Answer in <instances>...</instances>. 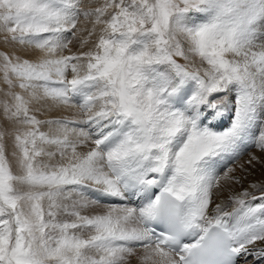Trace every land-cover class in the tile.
Returning a JSON list of instances; mask_svg holds the SVG:
<instances>
[{
	"label": "snow or ice",
	"instance_id": "snow-or-ice-1",
	"mask_svg": "<svg viewBox=\"0 0 264 264\" xmlns=\"http://www.w3.org/2000/svg\"><path fill=\"white\" fill-rule=\"evenodd\" d=\"M81 2L0 0L4 40L43 53L0 55L18 167L0 131V264H129L136 247L139 264H264V185L212 207L226 161L264 152V0ZM45 98L78 104L89 130L37 119ZM95 193L120 203L82 214Z\"/></svg>",
	"mask_w": 264,
	"mask_h": 264
},
{
	"label": "rangeland",
	"instance_id": "rangeland-1",
	"mask_svg": "<svg viewBox=\"0 0 264 264\" xmlns=\"http://www.w3.org/2000/svg\"><path fill=\"white\" fill-rule=\"evenodd\" d=\"M89 6H93L92 0H82V2H81L82 8H86ZM91 26H92L91 22L89 20H86L83 16H81L80 21L78 23V30L76 32V35L75 36L67 35V39L71 40V43L69 44V48L71 49L72 52H77L78 50H87V47H88L87 45H85L83 49L81 48L80 41L82 39L86 38V32H83L81 30L86 29V28L90 29ZM4 35H5V33H0V55H3L5 53H8L10 55H14V52L18 51V53H17L18 55H16V56H19L22 59L23 55L27 54L26 52L29 51L27 49V46L21 45L17 42H6L4 40ZM11 47H12V50H10ZM65 53H66V55L69 54L67 51H65ZM177 59L179 60L180 63H184V61L182 59H180V58H177ZM0 76H2V74H0ZM4 88H6V85L4 84L2 78H0V89H4ZM31 110H32V113L36 115V117H38L39 114L41 115V111L38 110V106L34 102L31 105ZM78 112H82L81 108L76 113H78ZM76 113H75V115H76ZM42 119L44 121H65V122H67V126L73 125V127L76 130H80L81 128H83L84 131H86V132L89 130L88 126L84 123L85 116H84L83 112H82V116H80V117L77 116L76 118H72V116H71L70 119L66 118V120H63L61 117L60 118L59 117L48 118V119L47 118H41L40 120H42ZM55 119H57V120H55ZM5 129L8 132V135L5 139L6 153L9 157L10 163L12 164L13 170L18 171V167L16 165L15 157L12 155V152H13L12 128L10 125H7L6 122L2 118H0V131H3ZM248 152L249 153L245 154V156L242 159H240L236 163V165H234V166L228 165V167H231L234 170L231 173V175L233 177H235V179L230 180V181H224V182H222V184L226 186V191L230 192L231 195L235 194V190L237 188H242V189L246 188V186H247L246 180L248 178L247 176L258 177L260 179L257 178L256 179L257 181H259V180L264 181V152L259 151L257 148L255 149V147H252V149H250ZM252 156L258 157V160H253L251 163H249V160L251 159ZM262 183L264 184V182H262ZM257 185H260V183ZM224 189H225V187H224ZM252 192L256 195H259V192L256 189L252 190ZM94 195H89L87 198L95 200L96 198L94 199ZM227 207H233V205H231L230 202H228ZM96 210H97V212L101 211L100 209H96ZM84 215H87V214L84 213ZM138 250H141V248ZM136 252H137V249H135V253ZM140 254H142V253H140ZM135 259H136V254L129 258V263L139 264V261L136 263Z\"/></svg>",
	"mask_w": 264,
	"mask_h": 264
},
{
	"label": "bare ground",
	"instance_id": "bare-ground-1",
	"mask_svg": "<svg viewBox=\"0 0 264 264\" xmlns=\"http://www.w3.org/2000/svg\"><path fill=\"white\" fill-rule=\"evenodd\" d=\"M27 49L29 50V51L26 52L28 55L24 54L22 59L36 60L39 56H41L43 54V53L40 52L39 49H35L33 46H27ZM10 50H12V47L10 48ZM17 53H18V51L17 52L15 51L14 55L15 56L18 55ZM64 54H66V53H64ZM69 78H70V75H69ZM34 103L38 106V110L41 111V115L39 114L38 117H37V119H39V120L41 118H47L48 119V118H56V117H59V118L61 117L63 120H66V118L70 119L71 116H72V118H76L77 116H79V117L82 116V112L76 113L77 111H79L80 106H78V104H75V103L68 104V105H62V104H57V103L53 102L50 98H45V99H42V100H39V101H35ZM75 113H76V115H75ZM226 119L227 118H225V120ZM55 120H57V119H55ZM58 127H59V125H48V124H45V125L42 126L41 130L45 131V132L53 133V132L56 131V129ZM67 127L74 128L73 125H69ZM77 131H79V130H77ZM70 139H76V137L75 136H70ZM78 151H87V147L84 146V145H81L78 148ZM247 177L248 178L246 180V184H247L246 188H243V189L242 188H237L235 190V194L242 192L244 189H247L250 192H252V190H255L254 188L251 187L254 184L257 185V184L260 183V185H264L262 183L264 181H262V180L257 181L256 180L258 177H254V176L253 177L247 176ZM258 179H260V178H258ZM224 187H225V189H224ZM230 195H231L230 192L226 191V186L224 185L219 191H216L214 193L212 207H214V205L216 203H223V204H227L228 205V202H229L228 201V197ZM88 199H90V198H88ZM106 206H107L106 203L100 201L99 204H94V205H92V207L82 209V214H84V213L87 214V215L95 214L97 212L96 209H100L102 211ZM256 246H260V242H257ZM248 247L252 248L253 245H249ZM140 253H143V249L142 248H141V250H137V252H136V259H135L136 263L139 261L137 257L142 255ZM243 258L245 259V257H243ZM246 260L247 261H252L253 257L252 256H248L246 258ZM129 264H131V263H129Z\"/></svg>",
	"mask_w": 264,
	"mask_h": 264
}]
</instances>
